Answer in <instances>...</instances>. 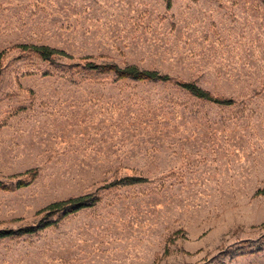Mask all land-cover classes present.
<instances>
[{"label": "rangeland", "instance_id": "1", "mask_svg": "<svg viewBox=\"0 0 264 264\" xmlns=\"http://www.w3.org/2000/svg\"><path fill=\"white\" fill-rule=\"evenodd\" d=\"M0 53V229L51 222L0 264H264V0H0ZM125 175L146 181L106 186Z\"/></svg>", "mask_w": 264, "mask_h": 264}, {"label": "trees", "instance_id": "2", "mask_svg": "<svg viewBox=\"0 0 264 264\" xmlns=\"http://www.w3.org/2000/svg\"><path fill=\"white\" fill-rule=\"evenodd\" d=\"M14 47H17L22 51H31L37 54L40 58L46 60H51L54 57L73 58V56L67 53L66 51L45 44L21 43L14 45ZM1 57H2V53H0V60ZM82 58L86 59L87 57H82ZM85 65L102 72H113L117 78H131L135 80H162V81L171 79L168 74L161 73L157 70L141 69L133 64L121 67L115 63L97 64L92 61L86 60ZM175 84H177L179 87L185 89L190 94L200 99H204L218 104H232L234 102L233 99L231 98H220L214 96L211 92L197 85L195 82L177 80L175 81ZM26 173L31 176V179H33L37 175V170L31 169L26 171ZM144 181H146V178L143 176L125 175L117 180L108 183L106 186L107 187L124 186V185L140 183ZM26 184H27L26 182L19 181L17 182L16 187L25 186ZM7 188H8L7 186H5L0 182V189H7ZM262 192H264V189H262ZM94 201L95 199L93 197V194L73 196L63 200H57L51 202L46 206H44L43 208H41L39 212H45L46 215H49L58 211H63L64 215H68L88 206L90 202H94ZM50 224L51 222L48 221L44 223H39L37 225H28V226L20 227L17 230L0 229V238L11 236L13 234L33 233L39 229L49 226Z\"/></svg>", "mask_w": 264, "mask_h": 264}]
</instances>
